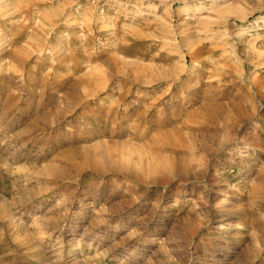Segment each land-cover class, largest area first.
<instances>
[{
	"label": "rangeland",
	"instance_id": "rangeland-1",
	"mask_svg": "<svg viewBox=\"0 0 264 264\" xmlns=\"http://www.w3.org/2000/svg\"><path fill=\"white\" fill-rule=\"evenodd\" d=\"M0 264H264V0H0Z\"/></svg>",
	"mask_w": 264,
	"mask_h": 264
},
{
	"label": "bare ground",
	"instance_id": "bare-ground-1",
	"mask_svg": "<svg viewBox=\"0 0 264 264\" xmlns=\"http://www.w3.org/2000/svg\"><path fill=\"white\" fill-rule=\"evenodd\" d=\"M223 39V38H222ZM253 41V40H252ZM250 42V41H249ZM223 200V199H222Z\"/></svg>",
	"mask_w": 264,
	"mask_h": 264
}]
</instances>
